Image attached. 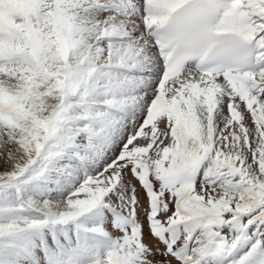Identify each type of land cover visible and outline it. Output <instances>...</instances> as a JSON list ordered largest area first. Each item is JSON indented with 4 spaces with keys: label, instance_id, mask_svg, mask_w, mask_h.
Segmentation results:
<instances>
[{
    "label": "snow or ice",
    "instance_id": "obj_1",
    "mask_svg": "<svg viewBox=\"0 0 264 264\" xmlns=\"http://www.w3.org/2000/svg\"><path fill=\"white\" fill-rule=\"evenodd\" d=\"M29 184L0 264H264V0H0V197Z\"/></svg>",
    "mask_w": 264,
    "mask_h": 264
},
{
    "label": "rangeland",
    "instance_id": "obj_2",
    "mask_svg": "<svg viewBox=\"0 0 264 264\" xmlns=\"http://www.w3.org/2000/svg\"><path fill=\"white\" fill-rule=\"evenodd\" d=\"M50 183H51V181H49V184ZM43 187H46L47 190L44 191V192H37V190L31 184L24 185V186L21 187V192H20V197L19 198H17L14 190L10 189V190H8V193H7L6 196L0 197V204H4L6 202L7 203H22L23 201L27 200L28 198L43 199L45 195L51 197L52 194H53L54 189H52L50 187H47V186H43ZM65 195H66V193H65ZM56 198L59 199L61 197L57 196ZM103 212L110 213V212L107 211V209H104L103 211H96L94 214L97 215V213L100 214V213H103ZM25 215L30 216V217H34V218H38L37 214L31 213V212H26ZM84 223L86 225H94L96 223V221L93 218V214H92V216L90 218H88L87 220H84ZM74 229H75V225L74 224H68V225H51L50 224L45 229H43L40 234L36 235V237H35L36 243H39L40 236H43V238H45V240H46V243L51 245L52 244V235H50V233H53V234L58 236V238H59L58 242L63 241L64 236L61 235V233H65V234H67L70 237L72 235V232L74 231ZM144 232H145V237H144L145 238V242L148 243V240L150 238L148 237V231H147L146 227L144 229ZM90 240L94 244L99 243V244L102 245V243H103L98 237H95V236H90ZM98 250H99V253L102 255L103 251H104L103 247L100 246ZM92 251L96 252L97 251V247L93 246Z\"/></svg>",
    "mask_w": 264,
    "mask_h": 264
},
{
    "label": "bare ground",
    "instance_id": "obj_3",
    "mask_svg": "<svg viewBox=\"0 0 264 264\" xmlns=\"http://www.w3.org/2000/svg\"><path fill=\"white\" fill-rule=\"evenodd\" d=\"M133 183H135V181H133ZM108 211V210H107ZM108 215L109 216H111V215H113V213L112 212H110V213H108ZM93 218H94V220L96 221V223L95 224H103V223H105V212H103V213H100V214H98L97 213V215L96 214H93ZM142 218V217H141ZM82 222H84V221H82ZM86 222V221H85ZM73 230V229H72ZM62 231V230H61ZM64 240V239H63ZM148 243H153V241H151L150 239L148 240Z\"/></svg>",
    "mask_w": 264,
    "mask_h": 264
}]
</instances>
